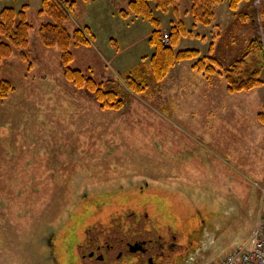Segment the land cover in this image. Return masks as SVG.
<instances>
[{
    "label": "rangeland",
    "instance_id": "374dc122",
    "mask_svg": "<svg viewBox=\"0 0 264 264\" xmlns=\"http://www.w3.org/2000/svg\"><path fill=\"white\" fill-rule=\"evenodd\" d=\"M40 2L41 0H0V8L11 5L20 8L27 5L28 21L34 26V31L30 34V48L26 53L29 62L23 63L18 57V51L14 50L12 57L0 65V79L9 81L15 87L14 92L6 99L0 100V135H7L13 130L15 134L27 136L20 138L18 150H13L18 155L27 151H59L67 157L62 165L65 176H62L63 180L60 182L61 190L53 189V186H58L59 176L46 173L43 177L49 179L46 189L50 187V190L22 189L19 192V202H16L12 197H5L3 191H14L21 188L22 183L26 186L32 180L14 176L7 169L9 160L0 157V264H52L47 257L44 238L57 228L59 220L55 216L60 211L65 215L71 209L74 196L79 195L85 185L97 188L96 193L89 196L85 206L93 204L96 198V201L99 199L96 204L108 200L111 204L120 205L111 210L117 216L116 222L123 221V225L130 212L136 219L142 211L150 221L157 222L159 227L164 221L167 225L166 219L171 217L166 214H172L170 222L171 225H177L176 229L180 230L184 225H188L185 229H191L197 223L193 220L196 216L193 210L196 208L185 204L177 206L180 204L178 198L184 194L199 204L205 200L204 219L211 232L192 244L185 257L188 260L181 264H208L210 261L219 263L229 250L249 241L260 203L252 182L259 181L264 176V139L260 140L257 152L254 148L251 150L252 154L258 155L256 159L262 168L260 177L252 174L254 170L250 173L241 172L234 166L233 160L226 156L217 159L208 155L206 126L195 122L189 126L190 124L166 119L162 115L164 112L156 104V99H162L169 93L168 89L163 88L169 87L168 83L162 84L165 78L157 83L145 75L148 88L144 94H129V103L121 110L103 109L92 94L85 89H76L64 78L57 49H46L40 45L37 28L47 19L37 14ZM76 2L74 19L66 26L72 31L86 25L78 23L79 19H84L87 23L91 21V25H88L93 37L89 46L72 49L73 61L70 66L99 82L120 83L123 75L122 70L115 66L116 61L109 60L108 65L105 62L106 49L109 46L114 48L109 38L117 41L119 36L117 20L120 18L106 13L109 7L107 3L102 4L101 0ZM117 2L121 8H126L123 6L126 5L124 0ZM179 2L180 0L173 10L174 20H181L184 16L190 20L185 24L181 20L190 32L179 40L185 44H181L184 45L182 49H196L201 57H206L209 50L206 51V28L213 29L211 26L215 21L206 27L192 26L188 9L184 16H178L175 11ZM186 2L189 7V0ZM247 3L248 1L243 2L239 6ZM179 9L182 10V6ZM100 11L102 13L97 14ZM232 14L234 16V12ZM169 17L171 16L168 15L167 18ZM165 19L166 17L162 25L167 23L164 22ZM236 27L234 22L227 26L226 31H217L216 34L228 45L227 42L235 39ZM131 30L132 33L139 34L142 27L132 26ZM260 38L264 39V36ZM118 43L119 46L115 44V53L125 54L123 58L128 57L129 60L133 52L143 46L140 44L127 48L129 44L122 40ZM96 45L104 54L103 58L94 48ZM210 45L212 46L211 43L208 46ZM182 62H188L190 66L193 64V60ZM222 65L228 66L224 63ZM106 75H110L112 79L103 80ZM15 126L18 128L15 129ZM33 166H39L43 172L47 167L43 168L40 162L33 164L32 159L21 158L14 162L13 170L23 174ZM72 170H76L77 174L72 173ZM76 178L78 180L75 181ZM42 182L43 180H37L36 184ZM140 184L144 186L142 193L135 189ZM31 196L37 202L44 197L45 203L46 198L49 202L46 209L42 208L45 211L39 217L32 216L30 219L21 211L26 208ZM39 207L35 206V210ZM127 209H130L129 213ZM162 211L164 215L160 217ZM110 223L114 222L106 220L99 224ZM194 229H197V225ZM151 235L153 236L147 233V236ZM137 238L140 240V237ZM57 263L64 264L61 257Z\"/></svg>",
    "mask_w": 264,
    "mask_h": 264
},
{
    "label": "trees",
    "instance_id": "16d2710c",
    "mask_svg": "<svg viewBox=\"0 0 264 264\" xmlns=\"http://www.w3.org/2000/svg\"><path fill=\"white\" fill-rule=\"evenodd\" d=\"M178 1L129 0L126 8L118 11V16L123 19L130 17L150 23L152 30L148 35L147 44L152 48V55L146 68H135L127 72L117 84H110L108 81L97 82L92 77L85 76L81 70L70 66L73 61L72 49L89 46L93 37L91 29L86 25L76 27L72 31L66 26L74 19L76 0H41L37 14L46 17L47 21L37 28L38 41L46 49H57L64 78L76 89H85L92 94L103 109L121 110L128 105L129 94L141 96L146 92L148 80L145 75L158 83L176 63L188 60H193L192 68L206 80H211L216 74L222 76L229 94L248 92L260 87L264 39L249 40L244 53L226 67L214 56L201 57L196 49H177L180 38L190 32L178 19L171 21L167 32L164 33L158 16L174 10ZM246 1L249 0H189L188 12L192 26H210L214 22L215 8L222 2L227 3L239 22L245 23L251 19L252 14L235 12L241 3ZM27 10V5L20 8L14 5L0 8V65L12 57L14 50L18 51V57L23 63L29 62L26 53L30 48V34L34 31V26L28 21ZM257 16L264 21V11H258ZM163 34L168 37L165 43L162 42ZM14 90L15 87L9 81L0 79V100L6 99Z\"/></svg>",
    "mask_w": 264,
    "mask_h": 264
},
{
    "label": "crops",
    "instance_id": "0c3cea01",
    "mask_svg": "<svg viewBox=\"0 0 264 264\" xmlns=\"http://www.w3.org/2000/svg\"><path fill=\"white\" fill-rule=\"evenodd\" d=\"M124 1L127 5L129 0ZM101 2L104 5L107 3L109 9L106 13H110L113 17L114 15L118 16V11L122 9L117 5V0H101ZM126 5L123 6L125 7ZM178 5L175 11H177L178 16H184L188 9V3L186 0H180ZM180 6L183 8L182 10L179 9ZM258 11H264V0H249L247 4L239 6L235 13L249 12L252 14L249 21L242 23L236 18L234 19L232 11H230L226 3L217 5L215 8V22L211 26L214 28H206V51L209 49L206 56H214L220 63L225 65H229L238 59L244 53L249 40L264 36V21L258 19ZM98 13L101 14L102 11ZM168 15L171 17L167 18ZM165 17L164 22L167 23L162 25ZM119 18L117 20L119 23L117 25L119 36L117 41L115 38H109L114 44V48L109 46L106 49L105 62L108 65L109 60H112V62L116 61L115 66L121 69L122 75H124L135 68L142 69L147 67L149 57L152 55V48L148 46L147 38L152 28L147 21L130 17L126 19ZM174 19L176 18L173 10L166 14H160L161 29L167 31L169 23L174 21ZM181 20L184 24L190 21L187 16H184ZM79 22L87 26L91 25V21L87 23L84 19H79ZM234 22L235 26L237 25L234 33L235 39L227 42L228 45H226L216 32L220 31L222 33V31H226L227 26ZM132 26L135 28L142 27L141 32L139 34L132 33ZM119 40L129 44L127 48L137 47L140 44L143 46L139 50L134 51L129 60L128 57L123 58L125 54L115 53L117 52L115 44L119 46ZM209 43L212 46H208ZM181 44L184 43L179 41L178 49H182L185 45L182 46ZM94 48L103 58L104 54L101 49L97 45ZM127 59L128 61L126 62ZM108 79H112V77L106 75L103 80ZM260 80L262 81L260 87L248 92L229 94L222 76L216 74L211 80H206L188 62H182L169 70L162 82L164 85L168 83L169 87L165 88L164 86L163 88L164 90L168 89L169 93L162 99L160 97L156 99L158 103H155L164 112L162 115L166 119L170 118L186 125L190 124L189 126H192L191 123L194 124V122L197 125L201 123L206 126V152L208 155L215 156L217 159H223L226 156L233 160L234 166L241 172L247 171L250 173L254 170L252 174L260 177L262 168H260L256 159L258 155L257 153L252 154L251 150L254 148L257 152L260 140L264 139V63L260 73ZM96 81L99 82V80ZM205 121L206 124L204 123ZM261 180H264V176L259 181Z\"/></svg>",
    "mask_w": 264,
    "mask_h": 264
},
{
    "label": "flooded vegetation",
    "instance_id": "af4514ba",
    "mask_svg": "<svg viewBox=\"0 0 264 264\" xmlns=\"http://www.w3.org/2000/svg\"><path fill=\"white\" fill-rule=\"evenodd\" d=\"M17 128L15 126V129ZM10 133L0 135V157L1 159L9 160L7 169L13 172L14 176H19V179H27V181L31 179L32 181L29 180L31 182L25 184L26 186L22 183V187L16 188L15 192L5 190L3 191V195L7 198L12 197L16 202H19V192L22 189L33 191L50 190V187L46 189L50 183L49 179L46 176L43 177L46 173L48 175L57 174L59 176L57 179L59 182L56 184L58 186H53V189L61 190L62 183L60 182L63 180L62 176H65V168L62 165L67 160V157L60 154L59 151H41L35 153L27 151L18 155L13 150H18L20 138L25 135L15 134L13 130ZM25 137L27 138V136ZM21 158L32 159L33 164L40 162L43 168L47 166L44 168V172H47L41 171L39 166H33L30 168V171L19 174L17 170H13V167L14 162ZM72 173L77 174V171L72 170ZM74 177H77V175ZM46 179L47 181H45ZM37 180H43V182L36 184ZM76 180L78 179L76 178ZM96 189V187L88 188L85 185L80 194L74 196V204H72L71 209L65 215H62L60 211V214L55 216V219L58 218L59 220L56 225L57 228L49 232L46 238H44L47 257L52 264H58L57 260L60 257L64 264H181L188 260L185 257L192 244H196L202 236H206V234L211 232L204 219L206 217L205 200L199 204L181 193V197L178 198L180 204L177 206L185 204L186 206L196 208V210H193L196 215L193 220L197 222L195 223L197 229H194L196 225H192L194 227L191 229H185L188 225L182 226L180 230L176 229L175 226L177 225H171L170 222L173 218L172 214H166L167 217L170 216L171 218L166 219L167 225L164 221L159 227L157 222L150 221L147 218V214L142 211L135 219L130 209H127L128 213H130L125 217L126 222L124 221L125 225H123V221L116 222L117 216L111 210L120 207V205L111 204L112 202L110 203L108 200L101 204H96L99 200L96 201V198L93 200V204L85 206L87 200L89 201V196L96 193ZM135 189H137L138 193H142L144 186L140 184ZM73 191L75 193V189ZM47 200L46 198V202L48 203L49 200ZM47 203H45V197L40 202H37L31 196L26 208L21 213L30 219L32 216L39 217L41 212H44L46 207H48ZM52 203L54 204L53 201ZM35 206L40 207L35 210ZM42 208L45 209L43 210ZM199 208H201V211ZM168 209H171V207H168ZM35 213L37 214L35 215ZM16 214L19 215V213ZM163 215L164 211L159 216L163 217ZM201 215H203L202 218ZM197 216H199V219H197ZM132 217L134 219H131ZM106 220H112L114 223L99 224ZM141 220H143V223L140 224ZM87 223L92 224L89 225ZM98 225L100 226L98 227ZM111 233L114 234L112 235ZM147 233H151L153 236L149 237ZM137 237H140V240ZM133 238L137 239L131 241ZM55 251L58 253L56 254Z\"/></svg>",
    "mask_w": 264,
    "mask_h": 264
},
{
    "label": "built area",
    "instance_id": "2783aa9c",
    "mask_svg": "<svg viewBox=\"0 0 264 264\" xmlns=\"http://www.w3.org/2000/svg\"><path fill=\"white\" fill-rule=\"evenodd\" d=\"M167 34H163L162 42H167ZM252 185L259 195V209L249 241L229 250L221 262L208 264H264V180L253 181Z\"/></svg>",
    "mask_w": 264,
    "mask_h": 264
}]
</instances>
